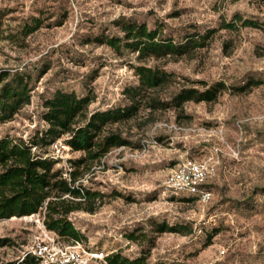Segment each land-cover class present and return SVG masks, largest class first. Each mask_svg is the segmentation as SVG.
<instances>
[{
	"label": "rangeland",
	"instance_id": "374dc122",
	"mask_svg": "<svg viewBox=\"0 0 264 264\" xmlns=\"http://www.w3.org/2000/svg\"><path fill=\"white\" fill-rule=\"evenodd\" d=\"M236 16L259 28L242 27ZM33 18L41 27L25 35L30 27L24 26ZM128 22L157 29L175 43L192 39L190 53L138 63L133 53H116L95 42L96 37H122L120 26ZM138 65L175 75L172 85L156 93L161 98L200 81L222 82L226 89L214 102L184 104L181 114L140 111L112 126L131 145L112 149L79 181L97 194L86 205L92 213L68 216L83 248L107 256L120 252L129 259L146 251L148 264H264L261 0H0V72L24 68L35 79L47 68L34 82L30 104L0 125V138L28 140L42 132V101L56 91L89 95L90 112L127 106L123 90L138 85L133 70ZM249 81L261 84L236 91ZM46 152L52 155L51 147ZM59 156L56 168L66 172L68 161L82 153L69 149ZM216 156V174L207 182L212 191L208 203L167 188L178 163ZM40 223L37 214L0 220V239L8 240L0 247V264L20 262L44 238ZM163 223L180 233H156Z\"/></svg>",
	"mask_w": 264,
	"mask_h": 264
},
{
	"label": "trees",
	"instance_id": "16d2710c",
	"mask_svg": "<svg viewBox=\"0 0 264 264\" xmlns=\"http://www.w3.org/2000/svg\"><path fill=\"white\" fill-rule=\"evenodd\" d=\"M235 19L241 22L242 27L259 28L255 21L242 20L240 16ZM27 27L30 30L25 35L39 29L40 20L33 18L24 29ZM231 27V24H224V29ZM120 32L122 37H96L95 42L106 45L116 53H133L138 63L149 59L181 58L190 53L192 39L175 43L172 39L163 38L157 29L149 30L145 24L124 23L120 26ZM133 70L138 85L123 90L129 102L127 106L90 112L92 98L89 95L80 97L74 92L56 91L42 101L41 119L45 124L42 132H35L28 140L8 135L0 138V220L37 214L44 228L59 240L80 242L81 235L68 216L78 211L92 213L94 209L86 205L91 198L95 200L97 194L85 190L79 181L112 149L131 145L129 139L112 126L128 122L137 117L140 111L152 115L171 109L181 114L184 104L214 102L226 89L222 82L210 85L200 81L193 82L195 84L192 86H179L168 98H161L156 93L172 85L175 75L156 66L138 65ZM46 71L47 68L39 70L35 79L24 68L0 72V125L10 122L23 107L30 104L34 82L42 78ZM260 84L259 81H249L236 91L242 93ZM62 138L72 152L82 153L79 158L68 161L66 172L56 168L59 160L51 158L46 152ZM155 232L180 233L177 228L165 223L159 224ZM135 239L130 237V240ZM7 243V239H0V247ZM146 253L129 259L115 252L103 261L106 264H148ZM16 264H39V261L26 254Z\"/></svg>",
	"mask_w": 264,
	"mask_h": 264
},
{
	"label": "built area",
	"instance_id": "2783aa9c",
	"mask_svg": "<svg viewBox=\"0 0 264 264\" xmlns=\"http://www.w3.org/2000/svg\"><path fill=\"white\" fill-rule=\"evenodd\" d=\"M50 147L52 151L50 157L53 159H58L59 154L69 150L68 146L58 140ZM218 163L217 156L201 161L184 160L171 171L166 186L175 194L185 193L199 203L206 204L212 198V191L207 187V182L215 176ZM40 226L44 238L36 242L26 253L37 258L39 264H95L107 257L103 252L84 249L77 241L63 244L54 233L47 231L42 223Z\"/></svg>",
	"mask_w": 264,
	"mask_h": 264
},
{
	"label": "bare ground",
	"instance_id": "6f19581e",
	"mask_svg": "<svg viewBox=\"0 0 264 264\" xmlns=\"http://www.w3.org/2000/svg\"><path fill=\"white\" fill-rule=\"evenodd\" d=\"M33 217V216H32ZM23 219H28V217H25V218H23Z\"/></svg>",
	"mask_w": 264,
	"mask_h": 264
}]
</instances>
